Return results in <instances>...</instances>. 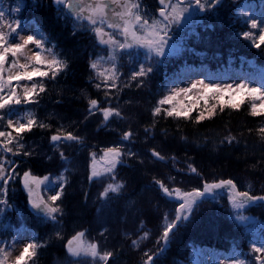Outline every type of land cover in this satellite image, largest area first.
Instances as JSON below:
<instances>
[{
    "label": "trees",
    "instance_id": "1",
    "mask_svg": "<svg viewBox=\"0 0 264 264\" xmlns=\"http://www.w3.org/2000/svg\"><path fill=\"white\" fill-rule=\"evenodd\" d=\"M17 3L22 5L19 14L13 11ZM0 8L11 12L9 18L32 21L46 37L47 46L54 44L53 51L68 61L66 71L55 80H44L46 91L40 94L38 104L20 106L21 111L34 112L38 121L51 128H34L24 134L22 142L27 150H34L32 156L7 155L15 161L21 175L29 169L40 176L55 174L70 166L69 183L62 197L63 215L59 216L58 225L38 219L19 177L9 182L7 199L12 208L0 216V240L8 237L10 226L28 227L30 240L34 237L36 243L45 245L37 250L35 264H61L70 260L67 241L83 231L97 238L94 240L100 243L101 251L114 253L108 264H143L145 252L156 253L163 246L157 241L165 224L164 215L172 218L179 206L178 201L163 195L154 178L163 180L169 188L179 187L183 191L203 189L205 181L232 179L240 191H248L251 185V195H264V139L258 133V129L264 127V117L250 116L247 102L239 110L225 108L221 112L217 108L215 116L199 122L196 117L204 107L203 101L190 118L163 115L154 118L152 115L153 107L171 88L184 66L210 65L213 68L216 60H223L228 53L251 57L264 54V45L259 49L253 47L230 27L231 22L246 25L238 16V4L220 7L216 17L220 22L199 30L201 41L192 37L184 52L156 66L143 87L138 88L133 82L123 91L95 87L99 81L89 64L100 45L90 31L75 27L54 0H1ZM123 62L121 80L127 81L135 67ZM106 91L112 93L107 99ZM90 98L100 101L101 107L118 108L123 118L113 117L103 125L101 113L89 115ZM215 102L209 100V104ZM62 125L84 137L82 145L61 147L68 157L67 162L60 159L59 151L50 143L51 135ZM145 128L150 131L146 132ZM129 130L135 135L128 142V148L136 156L125 157L117 166V179L124 181L125 187L120 194L110 193L105 200L100 194L111 181L108 178L89 180L90 155L92 152L102 155L105 146L115 144ZM229 134L235 136L236 141L222 142ZM152 149L166 159L153 157ZM190 164L199 174L189 171ZM234 211L227 195L206 196L193 207L189 219L180 224L174 234L170 233L169 243L163 252L154 256L153 264H197L195 251L204 246L225 254L236 250L240 259L252 261L255 253L250 251L251 234L245 232ZM242 213L257 220L259 238H264V206L254 204ZM102 229L107 239L99 235ZM144 231L150 233L149 238L141 241L139 249L134 248L132 240L138 239ZM57 232L60 237L56 236Z\"/></svg>",
    "mask_w": 264,
    "mask_h": 264
},
{
    "label": "snow or ice",
    "instance_id": "2",
    "mask_svg": "<svg viewBox=\"0 0 264 264\" xmlns=\"http://www.w3.org/2000/svg\"><path fill=\"white\" fill-rule=\"evenodd\" d=\"M54 2L64 11L66 17H71L78 25L86 26L96 42L107 51V56H97L90 61L89 67L99 81L95 87L123 91L124 88L131 87L133 82L136 87H143L156 66L162 64L169 56L178 54L179 49L174 40L177 31L186 25L194 27L199 23L194 18L201 13L215 15L214 10L222 7L225 0H158L160 5L157 9L158 14L153 16L146 11L143 0H54ZM14 11L20 13L21 8L17 7ZM10 16L11 12L0 8V216L12 208L7 199L9 182H15L19 177L35 215L59 223V216L63 215L62 197L65 194V186L69 183L65 174L68 169L65 168L54 178L48 175L36 176L30 169L21 175L16 170L15 161L7 154L11 153L12 157L34 154V150H27L22 142L24 134L32 132L34 128L50 129L51 125L38 121L32 111H24L21 114L20 106L38 104L40 94L46 91L44 80H55L59 74L66 71L68 61L53 51L54 44L51 47L47 46L48 41L39 30L25 35L28 29L23 21L19 17L9 18ZM238 16L246 22L249 29L239 35L253 47L261 48L264 45V13L256 16L251 11L242 9ZM206 27L211 28L212 24ZM38 35L40 38H37ZM141 50L144 60L138 61L136 70L131 72L127 81H122L123 73L120 71L119 59L123 55L129 57L135 55L138 59ZM234 83L235 86L232 83H205L204 80H197L190 82L187 87L168 88L153 107L152 115L154 118L162 115L176 119L190 118V114L197 109L200 101H203L204 107L196 117L197 122L215 116L217 108L221 112L225 108L239 110L246 102L249 105L250 116L264 117V77L256 84L248 79ZM193 90H197L196 97L189 95ZM111 94L110 91H106V99ZM225 96L228 97L227 100L224 99ZM180 97L194 102L186 104ZM210 99L216 102L209 104ZM88 104L89 115L101 113L103 125H107L113 117L123 118L118 108L101 107L97 99L90 98ZM145 131L148 132L150 129L145 128ZM258 133L264 139V127L258 129ZM134 135L131 130L126 131L122 134L121 140L130 142ZM225 141L232 144L236 137L229 134L222 142ZM50 143L59 151L60 159L67 162L68 157L60 150L61 147L64 144L82 145L84 137L66 130L62 125L51 135ZM151 154L158 160L166 159L155 149L151 150ZM134 156L136 153L126 150L123 143L108 147L103 149L101 157L105 161V166L99 170L96 153H91L89 180H102L107 177L111 181L101 192V198L107 200L110 193L115 195L121 193L125 183L117 179L116 168L124 162L125 157ZM188 168L190 172L199 174L193 165L190 164ZM154 183L169 200L178 201L179 206L175 209L172 219H169L167 214L164 215L165 224L157 241L158 245L163 246L156 253L145 252L146 259L143 264H153L154 256L163 252L169 243L170 233L174 234V230L189 219L193 207L198 206L206 195L214 198L216 190L227 189L230 192L229 200L232 208L236 210V219L242 223L250 218L243 215L240 210L254 204L264 206V195H251V185L248 186V191H240L232 179L205 181L203 190L196 188L192 191H183L179 187L169 188L160 179L154 178ZM18 236L19 233L13 236L10 242L0 240V264H35L37 250L45 245L36 243L34 237L24 243L14 259L9 261L23 239V237L18 239ZM56 236L60 237V233L57 232ZM84 236L85 232L81 231L67 241L68 254L74 258L91 257L93 261L108 264L114 253L107 250L101 252L98 243L85 242ZM149 236L150 233L144 231L138 239L132 240V246L139 249L141 241L148 239ZM252 252L258 254L252 261L237 259L232 264L255 262L264 264V242L261 246L253 243Z\"/></svg>",
    "mask_w": 264,
    "mask_h": 264
},
{
    "label": "rangeland",
    "instance_id": "3",
    "mask_svg": "<svg viewBox=\"0 0 264 264\" xmlns=\"http://www.w3.org/2000/svg\"><path fill=\"white\" fill-rule=\"evenodd\" d=\"M149 1H150L149 9L151 11V12H149L150 16L157 15L158 14L157 9L160 7V5L159 4L155 5L156 2H154V0H149ZM253 2L254 1H246V3L244 4L242 9L249 10L252 13H254L256 16H260L259 12L257 11L258 10L257 5L253 4ZM194 19L198 20L200 22L201 18L198 15ZM24 25L28 29V31L25 32V35L32 34L33 32L37 31V28L35 27L33 22H26ZM195 27H196V24L194 25V27L186 25L183 29H180L177 31L175 37H177V36L180 37V36H182V34H184L186 32L194 31ZM37 38H39V36H37ZM175 43L177 46L176 40H175ZM30 54L31 53L29 52V55ZM97 56H107V51L102 47V50L97 52V54L93 57V60L96 59ZM124 57H126L127 60H129L133 63H136V66H137L138 61L142 62L144 60L143 50L140 51L138 59H137V56H135V55H133L131 57H129L128 55H123V56H121L120 59H123ZM9 59H11V58H9ZM120 59H119V63H120ZM246 67H247L246 70L243 71L241 69H235L231 65H222L215 72H210L205 67H201V68L200 67H197V68H188L187 67L186 69H184L183 77L181 79H178L174 83L173 87H187L190 82L197 81V80H204L205 83H220V84L232 83L233 86H235L234 82H239L240 80L248 79V80L252 81L253 84H256L257 82L260 81L261 77H264V66L257 65L254 60H249ZM189 95L192 97H196L198 95L197 90H193V92L190 93ZM180 99H183L185 103H188V101H189V100L185 99L184 97H180ZM189 102H191V101H189ZM21 114H23V113H21ZM121 143L124 144L126 150H129L128 141H122L121 139H119L115 144L105 146L104 149L111 147V146H114V145H117V144H121ZM102 156H103V153H102V155L96 154L97 168L99 170H102L103 167L105 166V161L101 159ZM90 164H91V155H90V160H89L88 165L90 166ZM65 168H67L69 170L70 166L69 167L65 166L59 173H56V174L50 173V174H45V175H41V176L36 175V174H34V175L39 176V177H43V176L48 175V176H51L54 178V177L58 176L61 172H63ZM89 172H90V170H89ZM105 178H103V179H105ZM226 191L229 192L227 189H225L224 192H226ZM218 192L219 191L216 190V193H218ZM242 210H244V209H242ZM242 210H240V211H242ZM247 217H249L250 220L243 222V223H244V225L247 226V231L252 234V241H251V251H252V244L256 243L257 246H261V243L264 242V239L258 238V236L256 234V226H257L256 222L252 219V217H250V216H247ZM41 220L43 222L48 221V220H44L42 218H41ZM105 232H106L105 229H102L99 231V235L101 237L107 239ZM18 233H19L18 239L20 237H23V239L21 240V243L17 245V251H14L12 253V256L9 258L10 262L18 254V251L21 250L23 244L29 242L28 239H29L30 233L26 227H19L17 229H14V234H12V237L17 236ZM89 235L90 236H88L85 233L83 240L85 242L98 243L99 247H100V243L97 242L96 240H94L97 238L93 239L91 234H89ZM200 253L202 255L201 258L197 257V261L199 264H232V262L234 260H237L240 258L239 253L237 251H234V250L232 251V253L230 255H225L222 253L211 252L207 249V247H205V248L200 250ZM256 255H258V254H256ZM194 258H196V255H194ZM61 264H103V262H100L98 260L93 261V259L91 257L82 256V257L74 258V257L70 256V260L68 262H66V263L64 262Z\"/></svg>",
    "mask_w": 264,
    "mask_h": 264
}]
</instances>
